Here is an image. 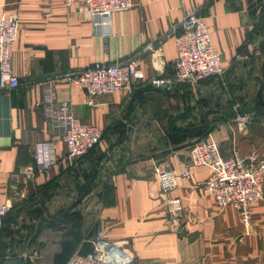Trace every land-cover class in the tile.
Wrapping results in <instances>:
<instances>
[{
  "label": "crops",
  "instance_id": "0c3cea01",
  "mask_svg": "<svg viewBox=\"0 0 264 264\" xmlns=\"http://www.w3.org/2000/svg\"><path fill=\"white\" fill-rule=\"evenodd\" d=\"M65 2L0 0V16L20 15L11 60L18 86L0 92V207L35 199L42 213L25 222L28 235L36 230L25 244L28 264H65L73 254L92 252L98 238L118 247L122 264H264V179L263 199L244 227L235 208H219L202 191L210 171L191 164L195 139L177 134L200 126L225 158L264 157V0H132L113 16L107 37L95 31L83 0ZM194 11L222 54L224 73L178 84L174 39ZM148 45L153 50L141 55L144 78L129 90L90 104L65 79ZM154 78L172 84L156 89ZM51 101L70 103L76 118L100 128V146L69 163L59 133L42 115ZM43 142L53 143L55 164L39 173L33 153ZM157 165L172 173L175 185L167 193ZM171 199L181 202L178 227L168 212Z\"/></svg>",
  "mask_w": 264,
  "mask_h": 264
},
{
  "label": "built area",
  "instance_id": "2783aa9c",
  "mask_svg": "<svg viewBox=\"0 0 264 264\" xmlns=\"http://www.w3.org/2000/svg\"><path fill=\"white\" fill-rule=\"evenodd\" d=\"M67 7L71 0H66ZM132 0H83L82 10L89 17L95 31L103 37L112 32V18L115 14L129 10ZM20 15L17 11L0 16V92L18 86L17 77L12 72L11 60L19 34ZM180 32L175 36L176 57L174 59V81L178 84L196 85L213 78H221L224 70L222 54L213 45L205 19L194 11L179 23ZM148 45L127 59L112 64L97 63L85 70L67 75L65 78L74 88L83 91L92 104V99L110 95L119 90H129L134 81L144 78L141 69V55L152 51ZM172 84L162 78H154L151 85L156 89ZM42 115L51 129L57 131L65 144V157L69 163L83 158L97 149L103 140L100 128L89 126L76 118L68 102L51 101L42 105ZM244 123L246 118H238ZM52 142L36 145L33 157L39 173L55 164ZM191 164L209 169L208 178L202 183V191L209 195L219 208L233 207L240 216L244 227L251 220V207L263 199L264 157L256 153L239 156L234 153L225 158L218 143L209 134L194 142L189 150ZM154 173L163 193L175 185L171 171L165 165H157ZM188 172L183 177L188 176ZM172 223L181 217L182 206L178 199L167 201ZM10 208L0 207V231ZM26 258V254L23 255ZM29 258V256H28ZM1 264V262H0ZM65 264H122L116 245L100 238L95 239L92 252L86 255L73 254Z\"/></svg>",
  "mask_w": 264,
  "mask_h": 264
},
{
  "label": "rangeland",
  "instance_id": "374dc122",
  "mask_svg": "<svg viewBox=\"0 0 264 264\" xmlns=\"http://www.w3.org/2000/svg\"><path fill=\"white\" fill-rule=\"evenodd\" d=\"M20 214L21 217L17 219V213H11L5 222L4 232L0 238V261L4 259H16L24 255L28 237L25 231V222L31 225L32 219L25 210L20 211Z\"/></svg>",
  "mask_w": 264,
  "mask_h": 264
},
{
  "label": "trees",
  "instance_id": "16d2710c",
  "mask_svg": "<svg viewBox=\"0 0 264 264\" xmlns=\"http://www.w3.org/2000/svg\"><path fill=\"white\" fill-rule=\"evenodd\" d=\"M242 52V49L239 50V53ZM205 123V122H204ZM210 131H207V130H203L200 126H193L192 128L190 129H187L185 131H178V136L179 137H182V138H185V137H190V138H194L195 141H198V140H201L203 138H205L209 133ZM193 142V143H194ZM94 150L90 151L89 153L93 152ZM88 153V154H89ZM87 154V155H88ZM86 156V155H85ZM26 211L28 214H29V217L35 219V220H38L41 218L42 216V213L39 209L35 208V199H32V200H28L26 202H23L19 205H14L8 212L7 216L5 217L4 221H3V226L1 228V231H0V238H1V235L2 233L4 232V225H5V222L7 220V218L10 216L11 213H17V216L16 218L18 219L19 217H21V214H20V211ZM36 232L35 230V227L32 228V231H30L29 235H28V239L31 238V236L33 237L34 236V233ZM69 258V257H68ZM67 258V259H68ZM66 259V260H67ZM5 260V259H4ZM4 260H1L0 262L4 261ZM65 260V262H66Z\"/></svg>",
  "mask_w": 264,
  "mask_h": 264
},
{
  "label": "water",
  "instance_id": "95a60500",
  "mask_svg": "<svg viewBox=\"0 0 264 264\" xmlns=\"http://www.w3.org/2000/svg\"><path fill=\"white\" fill-rule=\"evenodd\" d=\"M1 264H28V254H26V258L5 259Z\"/></svg>",
  "mask_w": 264,
  "mask_h": 264
}]
</instances>
